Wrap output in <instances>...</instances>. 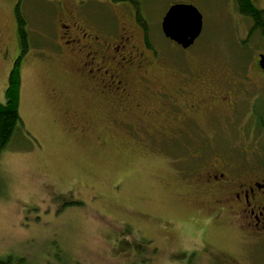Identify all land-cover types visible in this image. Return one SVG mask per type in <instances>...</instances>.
<instances>
[{
    "label": "rangeland",
    "instance_id": "obj_1",
    "mask_svg": "<svg viewBox=\"0 0 264 264\" xmlns=\"http://www.w3.org/2000/svg\"><path fill=\"white\" fill-rule=\"evenodd\" d=\"M14 1L0 0L1 103L6 101L13 63L22 55L15 48L10 15L4 10ZM191 1L203 14L205 28L203 39L196 43L199 53L191 52L190 58L199 64L213 55L209 63L222 66L213 69L232 74L226 62L233 56L243 61L245 56L227 44L241 42L248 30L234 29L229 13L224 12L227 2ZM39 7L28 12L33 28L42 27ZM50 31L51 37L57 36L56 29ZM43 39L39 37L41 43ZM212 40L219 45L208 47ZM250 44L254 61L247 67L257 77L256 58L264 51V42ZM172 52L175 59L184 54L175 48ZM24 54L19 109L25 126L0 156V260L10 264H185L182 253L196 247L203 216L191 192L182 186L183 176L205 159L192 160L193 155L211 152L239 167L245 155H264V123L240 127L233 108L231 113L226 106L224 110L214 106L228 123L224 128L172 133L180 123L161 112L153 119L160 130L144 123L148 132L132 136L124 123L97 117L100 104L83 97L85 85L74 71L76 63L61 55L58 47L47 43ZM159 67L166 68L162 62ZM251 100L264 114V76L256 78ZM131 122L141 124L136 117ZM229 227L212 225L208 241L216 249L241 250L242 236Z\"/></svg>",
    "mask_w": 264,
    "mask_h": 264
},
{
    "label": "flooded vegetation",
    "instance_id": "obj_2",
    "mask_svg": "<svg viewBox=\"0 0 264 264\" xmlns=\"http://www.w3.org/2000/svg\"><path fill=\"white\" fill-rule=\"evenodd\" d=\"M221 1L227 2L224 12L229 13L234 29L249 30V19L236 1L235 6L232 0ZM179 3L194 4L191 0H15L4 10L10 15L15 48L25 56L47 43L58 47L61 55L75 61L74 71L85 85L83 97L100 104L97 117L124 123L127 134L147 133L149 127L144 123L160 130L153 119L161 112L180 123L172 133L224 128L228 123L214 106L223 110L226 106L231 113L233 108L240 127L257 126L258 111L251 96L256 78H263L264 70L256 64L260 75L255 77L247 67L254 61L251 59L244 71L232 74L207 68L206 60L195 64L190 53H199L196 43L204 37V18L199 37L187 48L163 31L166 13ZM253 3L263 5L261 0ZM37 7L42 10L38 19L42 27L33 28L28 12ZM239 19L240 24H235ZM51 29L57 30V36L51 37ZM40 36L46 38L42 43ZM217 43L212 40L206 45ZM173 48L184 54L175 59ZM161 62L165 69L159 67ZM135 117L141 121L138 126L131 122ZM215 155L194 154L192 160L205 159L182 179V186L203 213L196 247L182 253L185 264H264V155H245L239 167L230 158ZM216 223L235 228L242 236L241 250L216 249L210 244L208 228Z\"/></svg>",
    "mask_w": 264,
    "mask_h": 264
},
{
    "label": "trees",
    "instance_id": "obj_3",
    "mask_svg": "<svg viewBox=\"0 0 264 264\" xmlns=\"http://www.w3.org/2000/svg\"><path fill=\"white\" fill-rule=\"evenodd\" d=\"M235 1L240 10L243 11L250 22H252L247 32L248 34L245 37L240 38L241 42H236L234 44L233 41H230L229 43L231 44H227L228 46H235L236 51L241 50V52L245 56L243 61H237L236 56H233V58L226 62V65L228 66L227 68H230L231 71L234 70L233 72H239L245 70L244 65H246L248 60L252 58V55H250L251 53H249V47L251 45L250 43L252 42L253 44H258V42H264V7L259 8L253 3V0ZM217 45H219V43H217ZM22 56L23 55L18 57L13 63L14 66L11 68V71L8 75L9 79L6 87L7 89L5 91L6 101L2 103L0 102V156L4 152V150L11 144V142L14 141L15 137H17L18 134L23 131L22 129L25 126L24 121L21 119L19 109L22 90V76L20 65ZM213 58V55L207 56V63L205 64L206 67L212 69L215 67L221 68L222 66L219 63L218 65H212L209 63ZM257 111L259 117L258 125H261L262 122L264 123V114H262L260 110ZM201 138L204 137L201 136ZM0 264H10V260H0Z\"/></svg>",
    "mask_w": 264,
    "mask_h": 264
},
{
    "label": "water",
    "instance_id": "obj_4",
    "mask_svg": "<svg viewBox=\"0 0 264 264\" xmlns=\"http://www.w3.org/2000/svg\"><path fill=\"white\" fill-rule=\"evenodd\" d=\"M203 15L193 4H175L172 6L163 21L164 33L183 47L192 44L200 33L203 24ZM259 66L264 69V53H260Z\"/></svg>",
    "mask_w": 264,
    "mask_h": 264
}]
</instances>
